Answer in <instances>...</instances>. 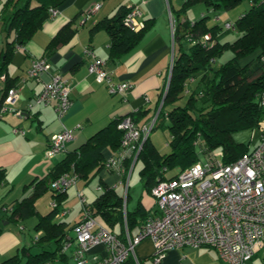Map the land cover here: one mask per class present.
Listing matches in <instances>:
<instances>
[{"label": "crops", "instance_id": "crops-1", "mask_svg": "<svg viewBox=\"0 0 264 264\" xmlns=\"http://www.w3.org/2000/svg\"><path fill=\"white\" fill-rule=\"evenodd\" d=\"M244 1L246 6L238 11L239 15L234 21L250 8V0ZM183 2V0H62L55 7L50 5L32 36L21 45L15 46L10 60L0 69V100L8 88L16 86L19 89V97L13 108L22 111V115L6 112L0 117V168L5 170L3 180L0 182V262L13 254L22 255L24 261L29 255L40 252L42 248L54 251L56 244L52 241L45 242L42 248L35 244L34 240L41 235V231H35L34 226L41 216L55 208L57 211L53 222L61 224L64 231L70 232V235L73 234L71 227L80 221L83 206L87 205L97 222L117 237L125 235L126 227L129 236L138 234L143 220L154 212L155 199L151 194L152 187L145 184V178L140 173L144 166L141 158L138 157L134 161L126 159L124 164L128 169L125 173L107 170L101 165L103 160L118 153L114 143L104 144L97 150L92 146L94 152L90 151L91 146L86 148V157L87 153H91V158L95 160L90 166L83 168L75 184L69 186L67 190H53L47 182L46 185L38 187L37 195H33L31 185L34 181H40L53 166L70 153L77 151L113 119L139 112L136 123L143 124L155 116L164 97L160 98V95L162 92L165 94V90L168 89L171 76L169 70L174 58L182 51L189 53V48L195 40L202 43L204 40L203 35L196 39L190 34H187L186 39L179 38L184 27L193 26L195 21L204 16L207 17L206 25L211 27L218 24L224 30H226L224 22H234L230 18L222 21L218 11L219 9L227 11L230 7L212 6L206 0H193L188 6L200 2L205 5L206 11L204 9L200 12L201 16L196 17L192 14L191 17L190 13L186 12L188 6L182 10ZM94 3H99L100 7L92 15L86 16L84 11ZM25 4L33 8L39 5V1L0 0V64L5 46L16 38V33L9 27L8 21L13 16L14 8H20ZM135 6L140 12L137 19L142 23L135 31L146 24L139 41L131 47L113 48L110 33L100 24L101 21L114 16L121 7L129 10ZM51 7L58 9L54 17L49 12ZM210 16L213 23H210ZM58 36H61V39L59 37L55 46L46 52L48 43ZM206 40L205 44L210 43L209 45L216 42L214 39ZM185 41L188 43L187 48L183 46ZM91 54L105 61L104 67L110 73L113 82L128 81L132 84V88L123 97L119 94H110L105 83L88 72L87 65L92 59ZM38 57H46L50 63V72L61 73L69 83L71 106L62 119L57 117L51 103L34 104L46 76L31 79L27 76L26 70L32 60ZM200 76L201 73L197 72L193 77L186 79L182 94L172 105L165 104L164 111L181 106L177 102L182 100L184 94L189 96L190 93L196 92L201 87ZM29 104L31 108L28 107ZM164 119L165 123L168 122V115ZM63 127L71 130L74 137L67 141L64 150L57 154L58 156L47 158L43 153L51 135L61 131ZM14 128H19L23 133H14ZM260 134L257 126L236 131L232 134V139L233 142L246 144L248 149H251L257 145ZM148 138L160 155L170 152V135L167 140L169 150L163 153L151 140L150 133ZM199 150L196 152L198 161L204 158ZM135 169H138L136 176L133 175ZM170 171L173 174L169 176L167 172ZM178 171L180 169L176 167L164 170L163 174L165 177H172ZM79 193L83 195L84 203L81 202ZM105 193L107 197L104 198L107 202L97 209V204L104 199L102 196ZM27 198L30 199V206L20 207L18 203ZM51 202H56L58 206L52 208ZM17 205L20 207L19 212L12 214ZM6 207L11 208L12 212L6 210ZM60 209L66 210V213L58 215ZM29 230L34 231V234L31 235ZM73 245L61 251L63 255L60 256L58 253L54 259L43 264H74ZM134 249L135 256L141 264H154L150 258L153 252L150 238H144ZM104 253L102 246L94 247L86 255V264H91L95 257H101ZM127 260L125 264L129 262L135 264L133 256ZM220 262L215 250L204 246L170 249L156 264H220ZM248 264H264V248L256 252Z\"/></svg>", "mask_w": 264, "mask_h": 264}, {"label": "built area", "instance_id": "built-area-1", "mask_svg": "<svg viewBox=\"0 0 264 264\" xmlns=\"http://www.w3.org/2000/svg\"><path fill=\"white\" fill-rule=\"evenodd\" d=\"M99 3L88 7L84 14L92 15ZM54 17L58 9L50 8ZM137 8L131 7L124 15V25L137 30L142 24L138 21ZM224 28L234 27V23L224 22ZM204 40L209 39L205 34ZM92 55L88 72L105 83L111 94L122 97L132 88L128 81L115 83L105 69V61ZM172 66V65H171ZM46 57L32 60L27 76L40 79L46 76L42 89L37 93L34 104H52L56 115L62 119L70 108V86L61 73L50 72ZM19 89L12 86L0 100V117L6 112L22 115L20 109L13 108L18 99ZM143 124L136 123L130 115H124L116 127L121 131L120 144L116 155L104 160L107 170L125 173L126 159L134 161L146 141L149 132L156 127L158 112ZM264 109V92L260 101ZM31 108V104L28 105ZM79 126V125H78ZM260 139L253 148L248 149L234 162H224L221 151L204 152V158L177 172L175 176L158 179L152 186L151 194L155 199L154 212L147 216L138 234L117 237L109 229L100 225L90 214L87 205L83 206L82 218L72 226L73 234L67 238L61 251L73 245L72 256L76 264H86V255L94 247L102 246L105 253L95 257L91 264H125L133 256L135 264H141L135 256V246L144 238L152 241L151 260L159 263L170 249L181 247L213 248L224 264H248L254 254L264 248V119L259 123ZM13 132L23 133L19 128ZM74 137L71 130L63 127L51 135L43 155L53 158L62 152L68 140ZM72 170L55 177L50 187L65 191L77 181ZM80 200L84 203L81 193ZM52 208L58 206L51 202ZM6 210L11 208L6 207ZM66 210L60 209L58 215Z\"/></svg>", "mask_w": 264, "mask_h": 264}, {"label": "trees", "instance_id": "trees-1", "mask_svg": "<svg viewBox=\"0 0 264 264\" xmlns=\"http://www.w3.org/2000/svg\"><path fill=\"white\" fill-rule=\"evenodd\" d=\"M37 1L39 5L33 8L28 4L14 8L13 16L10 17L8 23L9 27L15 31L16 38L5 46L0 69L10 60L15 46L25 42L40 26L48 7L50 5L55 7L62 0ZM183 1L182 10L193 2V0ZM206 1L209 5H221L223 8L233 7L240 3V0ZM250 3L248 11L233 22V28L224 30L218 24L210 27L206 25V16L195 21L193 26L187 25L183 28L179 38L186 39L187 34H190L196 39L209 33L210 41L214 39L216 42L209 45L210 43L205 44L207 40H203V43L195 40L189 48V53L182 51L174 58L168 89L164 94V101L156 122V127L168 128L171 150L169 153L160 155L152 147L148 137L144 141L138 157L144 163L140 173L145 178L146 185L152 187L158 180L156 178H164L163 173L166 169L178 167L182 170L196 163L198 149L203 155L204 152L220 150L223 161L227 163L236 161L239 156L248 151V145L233 142L232 134L236 131L255 128L264 118V109L260 105L262 92H264V0H250ZM127 11L128 9L121 7L114 16L100 23L109 31L113 48L135 45L145 29L146 24L138 31L127 28L123 23ZM233 29L238 37L230 42H221L224 33ZM176 33L177 30L174 34ZM59 37L61 39V36H58L48 43L46 52L55 46ZM227 51L231 53V56L215 67L214 60H218ZM197 72L201 73V87L196 92L190 93L184 106H174L164 111L165 104L172 105L182 94L185 80L193 77ZM162 96L163 92L160 98ZM138 113L125 115H130L136 122L139 119ZM167 115L168 122L165 123L164 118ZM123 117L113 119L107 126L92 135L88 142L81 145L77 151L70 153L53 166V169L40 181H34L31 185L33 195L38 194L36 193L38 187L46 185L47 182L50 184L55 177L71 170L78 176L83 168L90 166L95 158H91V153H87L86 157L85 149L89 146L92 152L95 151L92 146L97 150L108 143H114L115 149H118L121 131L116 124ZM103 162L104 160L101 165ZM4 173L5 170L0 168V182L3 180ZM102 197H107L106 193ZM29 201V198L23 199L18 205L20 207L30 206ZM105 202H107L105 198L101 199V202L97 204V209H100ZM19 206L14 207L12 214L19 212ZM10 211L12 212V209ZM56 211L57 208L41 216L34 226L35 231H41V235L34 240L35 244L42 248L45 242L52 241L56 244L54 251L42 248L40 252L29 255L24 261H22V255L13 254L0 264H43L54 259L58 253L60 256L63 255L62 245L67 238H71V235L70 232L64 231L61 224L53 222Z\"/></svg>", "mask_w": 264, "mask_h": 264}, {"label": "rangeland", "instance_id": "rangeland-1", "mask_svg": "<svg viewBox=\"0 0 264 264\" xmlns=\"http://www.w3.org/2000/svg\"><path fill=\"white\" fill-rule=\"evenodd\" d=\"M245 6H246V2L244 0H242V1H240V3L238 5H236L234 7H230L229 10H227V11L219 9L218 11H219V14H221V20L225 21V20H228L230 18V20L234 21L236 19V17L239 15L238 11L241 10L242 7L244 8ZM205 8L206 7L203 3H200V2L194 3V4H192L186 8V12L190 13L191 17H192V14H193V16L198 17V16H201L200 12H202ZM205 11H206V9H205ZM210 21H211L210 23H213L211 16H210ZM223 36L224 37H222L221 40L222 41H228V42L233 41L236 37H238V35L234 31V29L230 30L227 33H224ZM183 46L185 48H187L188 43L186 41L183 42ZM229 56H231V53L229 51L225 52L221 57H219L217 62L214 63V66L216 67L219 65V63L224 62ZM187 97H188V95L184 94L182 100H179V102H177V104L184 106L185 105L184 102H185ZM149 133H150L151 140H153V142L156 144V147L158 148V150H160V152H162V153L168 152L169 149H168V145H167V140L169 139V135H170L168 128L167 127H157L154 130H151ZM56 156H58V155L56 154ZM200 156H201V158L203 157L202 155H200ZM137 170L138 169H135L133 175H135V176L137 175ZM172 174H173L172 171L167 172V175H169V176ZM29 232L31 233V235L34 234V231H32V230H29ZM74 264H76L75 261H74ZM220 264H224V263H222V261H221Z\"/></svg>", "mask_w": 264, "mask_h": 264}, {"label": "clouds", "instance_id": "clouds-1", "mask_svg": "<svg viewBox=\"0 0 264 264\" xmlns=\"http://www.w3.org/2000/svg\"><path fill=\"white\" fill-rule=\"evenodd\" d=\"M172 65H173V63H172ZM171 67H172V66H170L169 74H170V72H171ZM165 92H166V90H165ZM163 96H164V94H163ZM162 98H163V97H162Z\"/></svg>", "mask_w": 264, "mask_h": 264}]
</instances>
